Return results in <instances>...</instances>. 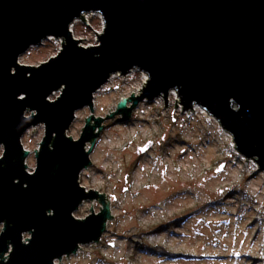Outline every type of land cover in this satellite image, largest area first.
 Returning <instances> with one entry per match:
<instances>
[{"label":"water","instance_id":"water-1","mask_svg":"<svg viewBox=\"0 0 264 264\" xmlns=\"http://www.w3.org/2000/svg\"><path fill=\"white\" fill-rule=\"evenodd\" d=\"M89 14L103 27L85 47L71 26ZM51 37L60 42L55 56L18 62ZM133 70L147 77L139 95L121 97L104 118L85 117L78 139L67 136L110 77ZM172 91L181 112L204 109L264 172V0H0V264H55L100 241L113 218L108 194L86 191L79 177L101 123L128 120L145 99L162 97L167 107ZM37 125L44 134L28 171L21 138ZM88 200L100 203L98 213L75 218Z\"/></svg>","mask_w":264,"mask_h":264},{"label":"rangeland","instance_id":"rangeland-1","mask_svg":"<svg viewBox=\"0 0 264 264\" xmlns=\"http://www.w3.org/2000/svg\"><path fill=\"white\" fill-rule=\"evenodd\" d=\"M84 19L71 26L73 38L82 39L81 46L97 45L101 20L97 14ZM59 48L51 37L18 62L37 66ZM145 75L135 70L111 76L94 94L92 112L75 113L67 136L78 139L85 117L104 118L121 97L138 96ZM167 100V107L162 97L139 102L124 122L116 121L119 115L103 119L91 165L81 172L79 184L107 193L113 218L99 242L82 245L55 264H264V172L236 152L231 136L204 109L181 112L173 91ZM43 134L37 125L21 138L29 152L28 171L35 167L33 153ZM90 207L98 213L100 203L85 201L73 216L85 218ZM158 247L168 254H155L152 249Z\"/></svg>","mask_w":264,"mask_h":264},{"label":"trees","instance_id":"trees-1","mask_svg":"<svg viewBox=\"0 0 264 264\" xmlns=\"http://www.w3.org/2000/svg\"><path fill=\"white\" fill-rule=\"evenodd\" d=\"M152 251L155 253V254H158V255H161V256H166L167 254H165V251L161 248V247H158V248H154L152 249ZM170 257H173V256H176V258H179V257H185V258H190L189 255H169Z\"/></svg>","mask_w":264,"mask_h":264},{"label":"built area","instance_id":"built-area-1","mask_svg":"<svg viewBox=\"0 0 264 264\" xmlns=\"http://www.w3.org/2000/svg\"><path fill=\"white\" fill-rule=\"evenodd\" d=\"M98 16V15H97ZM86 17V16H85ZM99 17V16H98ZM100 18V17H99ZM100 20H101V24H102V27H103V22H102V19L100 18Z\"/></svg>","mask_w":264,"mask_h":264},{"label":"bare ground","instance_id":"bare-ground-1","mask_svg":"<svg viewBox=\"0 0 264 264\" xmlns=\"http://www.w3.org/2000/svg\"><path fill=\"white\" fill-rule=\"evenodd\" d=\"M133 71H135V70H133ZM133 71H131V72H133ZM146 76V75H145ZM144 76V79H146V77Z\"/></svg>","mask_w":264,"mask_h":264}]
</instances>
